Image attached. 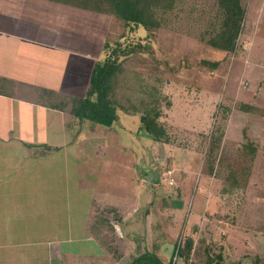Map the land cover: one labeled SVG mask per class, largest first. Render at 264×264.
I'll list each match as a JSON object with an SVG mask.
<instances>
[{"label": "rangeland", "instance_id": "374dc122", "mask_svg": "<svg viewBox=\"0 0 264 264\" xmlns=\"http://www.w3.org/2000/svg\"><path fill=\"white\" fill-rule=\"evenodd\" d=\"M241 3L245 19L234 53L209 44L224 19L219 0H175L161 16L162 26L152 30L100 17L107 24L100 29V45H109L103 59L112 48L120 49L119 101L140 107L141 101L155 102L159 91L160 121L168 133L167 142L154 141L139 119L130 123L121 111V127L114 134L125 126L135 128L134 122L141 132L132 129L136 143L131 146L128 139L121 154L112 151L113 144L100 164L107 191L121 184L147 192L137 221L127 226L131 236L120 224L116 231L119 264H127L134 252L156 247L166 263L205 264V248L213 264L264 263V0ZM214 62L217 68L205 64ZM136 158L142 168L152 167L156 179L134 169ZM87 195L80 193L79 207L73 209L79 217L90 208ZM99 214L110 220L116 216L103 209ZM189 238L195 241L190 260L173 256L176 245L183 247Z\"/></svg>", "mask_w": 264, "mask_h": 264}, {"label": "crops", "instance_id": "0c3cea01", "mask_svg": "<svg viewBox=\"0 0 264 264\" xmlns=\"http://www.w3.org/2000/svg\"><path fill=\"white\" fill-rule=\"evenodd\" d=\"M105 26L99 16L49 0H0V264H119L98 241L92 213L99 207L116 215L129 238L147 192L121 184L107 191L99 167L113 144L126 153L128 139L131 146L137 140L132 129H141L134 122L116 135L121 111L112 127L91 128L48 103L55 95L85 96L103 60ZM136 160L134 169L149 176L152 167ZM85 192L90 208L79 217L73 209ZM148 250L160 257L157 247Z\"/></svg>", "mask_w": 264, "mask_h": 264}, {"label": "trees", "instance_id": "16d2710c", "mask_svg": "<svg viewBox=\"0 0 264 264\" xmlns=\"http://www.w3.org/2000/svg\"><path fill=\"white\" fill-rule=\"evenodd\" d=\"M70 7L86 11L94 16L108 17L121 22L128 27H143L144 29H158L162 26L161 16L171 11L175 0H49ZM224 13L222 26L218 33L209 40V44L217 50L234 53L238 49V40L243 31L245 9L241 0H219ZM105 43L103 50H107ZM120 49L112 48L107 58L96 62L89 86L84 97L55 95L50 99L49 105L53 108L66 112L79 120L80 124L88 122L91 128L112 127L118 121V112L123 111L130 115H139L141 128L146 131L154 141L167 142L168 133L165 125L160 121L163 113L160 107L161 93L157 91L155 102L141 101L140 107L135 104L128 105L118 99V82L124 72L122 64L118 61ZM217 68L218 62L205 63ZM154 94V97L156 96ZM50 96V95H49ZM51 97V96H50ZM154 105L152 106L151 104ZM48 150L49 147H47ZM99 207L92 213L98 241L107 250L114 254V258H120L118 246L114 243L116 228L111 220L108 221L99 214ZM106 211L110 212V209ZM111 224V225H110ZM113 244V245H112ZM195 250V241L189 238L183 247L176 245L173 256L180 255L190 260ZM207 258L205 264H213L209 248H205ZM219 259L222 257L218 256ZM217 257V258H218ZM127 264H175L173 259L165 263L155 252L147 248L136 256H130ZM197 264V263H191ZM255 264H264L256 261Z\"/></svg>", "mask_w": 264, "mask_h": 264}, {"label": "built area", "instance_id": "2783aa9c", "mask_svg": "<svg viewBox=\"0 0 264 264\" xmlns=\"http://www.w3.org/2000/svg\"><path fill=\"white\" fill-rule=\"evenodd\" d=\"M172 173H173V171H168V172H167V175H168V176H171ZM169 184H170V185H174V180H173V179L170 180ZM111 222H112V224L115 226L116 230L118 231V230H119V222H118V218L115 216V218L112 219Z\"/></svg>", "mask_w": 264, "mask_h": 264}, {"label": "water", "instance_id": "95a60500", "mask_svg": "<svg viewBox=\"0 0 264 264\" xmlns=\"http://www.w3.org/2000/svg\"><path fill=\"white\" fill-rule=\"evenodd\" d=\"M146 173L149 174V177L151 176V177H153V178L156 179V177H155V172H154L152 169H148V170L146 171ZM149 179H150V178H149ZM150 181H154V179L152 180V178H151Z\"/></svg>", "mask_w": 264, "mask_h": 264}]
</instances>
